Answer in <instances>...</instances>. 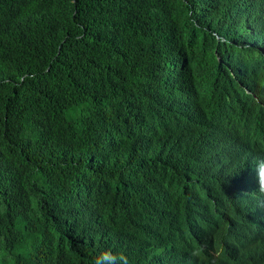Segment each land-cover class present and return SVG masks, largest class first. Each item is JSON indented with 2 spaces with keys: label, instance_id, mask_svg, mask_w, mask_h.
<instances>
[{
  "label": "trees",
  "instance_id": "trees-1",
  "mask_svg": "<svg viewBox=\"0 0 264 264\" xmlns=\"http://www.w3.org/2000/svg\"><path fill=\"white\" fill-rule=\"evenodd\" d=\"M262 148L264 0H0V264H264Z\"/></svg>",
  "mask_w": 264,
  "mask_h": 264
},
{
  "label": "clouds",
  "instance_id": "clouds-1",
  "mask_svg": "<svg viewBox=\"0 0 264 264\" xmlns=\"http://www.w3.org/2000/svg\"><path fill=\"white\" fill-rule=\"evenodd\" d=\"M249 166L251 167L253 178L257 190L259 191V193L256 192L260 197L257 201L258 207L264 206V148H262L260 153L253 158ZM261 235L262 238H253L248 245L246 244L244 233H240L234 240L238 252L249 263H260L264 260V227L261 231Z\"/></svg>",
  "mask_w": 264,
  "mask_h": 264
},
{
  "label": "bare ground",
  "instance_id": "bare-ground-1",
  "mask_svg": "<svg viewBox=\"0 0 264 264\" xmlns=\"http://www.w3.org/2000/svg\"><path fill=\"white\" fill-rule=\"evenodd\" d=\"M200 221V220H199Z\"/></svg>",
  "mask_w": 264,
  "mask_h": 264
}]
</instances>
